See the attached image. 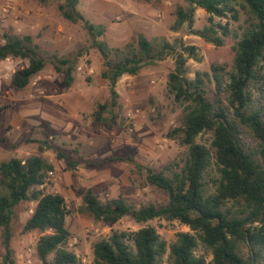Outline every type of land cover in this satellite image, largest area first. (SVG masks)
<instances>
[{
	"label": "trees",
	"instance_id": "1",
	"mask_svg": "<svg viewBox=\"0 0 264 264\" xmlns=\"http://www.w3.org/2000/svg\"><path fill=\"white\" fill-rule=\"evenodd\" d=\"M54 1L65 20L83 24L91 46L104 62L101 76L108 82L110 99L96 103L92 111L94 122L117 124L116 115L110 113L118 105L117 81L123 75L135 76L144 67L169 56L173 57L174 68L167 76V90L175 102L184 106L180 126L167 133L187 148L184 165L168 166V174L146 169V182L166 195L163 204L136 206L120 197L101 201L88 188L75 211L95 222L110 224L122 218L136 223L154 219L177 221L189 231L176 233L170 245L152 226L113 231L107 239L94 243L92 264H264V109L252 107L249 91L251 83L259 80L264 62V0H242L240 5L237 0H184L186 7L175 9L172 31L186 25L187 34L215 47H221L227 37L234 39L231 70L213 63L209 72L196 71L193 78L188 77L187 62L201 60L196 46L187 45L182 39L152 43L140 34L136 47L111 49L98 40L105 33L104 26L90 23L78 11L79 0ZM197 8L208 15L207 25L200 30L193 28ZM240 10H245L251 21L233 29L231 24L240 21ZM2 40L0 60L11 57L26 61L12 78L13 87L22 90L44 68V60L29 35L4 33ZM68 63L60 62L68 65L65 82L69 85L72 66ZM207 83L214 86L213 100L207 97ZM107 113L111 116L105 117ZM247 132L257 140V148L246 143ZM203 133L210 134L208 146L197 142ZM56 158L66 160L68 167L75 169L76 162L65 155L58 153ZM52 170L53 165L39 153L0 163L4 264H13L10 224L17 207L23 204H33L22 233L40 232L35 247L40 264H78L76 255L66 248L69 232L65 219L71 211L65 199L40 189ZM241 245L247 247V257L242 255Z\"/></svg>",
	"mask_w": 264,
	"mask_h": 264
},
{
	"label": "rangeland",
	"instance_id": "2",
	"mask_svg": "<svg viewBox=\"0 0 264 264\" xmlns=\"http://www.w3.org/2000/svg\"><path fill=\"white\" fill-rule=\"evenodd\" d=\"M237 2L242 4V0ZM178 6L186 7L185 1L79 0L77 9L90 23L104 26L105 33L98 40L111 49L136 47L140 34L152 43L182 39L185 44L196 46L201 57L198 62L188 60V77L193 78L196 71L209 72L213 63L231 70L234 39L227 37L221 47H215L187 34L186 25L172 31ZM207 17L204 10L197 8L193 28L200 30L206 26ZM249 21L251 16L240 10V21L231 27L237 29L238 24L244 26ZM4 33L31 36L44 60V68L24 89L17 90L12 78L26 61L11 57L0 60V109H3L0 163L11 158L24 160L39 153L53 165L40 189L58 193L65 199L71 211L65 219L69 232L66 248L76 255L78 264H92L94 243L107 239L113 231L152 226L167 245L175 241L176 233L189 231L177 221L154 219L136 223L122 218L110 224L95 222L90 216L75 211L88 188L101 201L120 197L136 206L160 205L166 201V195L149 185L145 175L146 169L168 174V166L182 167L187 156V148L167 135L180 126L184 107L167 90V76L174 68L173 57L146 66L135 76L123 75L117 81L118 105L110 110L116 115L117 124L108 126L92 119L96 103L109 101L110 95L108 82L101 76L103 59L91 46V37L81 22L65 20L54 0L47 3L0 0V43ZM65 60L72 66L69 85L65 82L68 65L60 64ZM261 65L259 80L249 88L255 109H264V62ZM206 88L207 97L213 100V84L207 83ZM110 113L104 116L109 117ZM245 141L252 149L257 148V140L248 132ZM197 142L208 146L210 134H201ZM58 153L76 162L75 169H70L66 160L57 159ZM32 208L33 204L17 207L10 224L13 264H40L35 252L40 232L22 233V225ZM1 241L0 230V264H4ZM241 253L248 256L245 245H241Z\"/></svg>",
	"mask_w": 264,
	"mask_h": 264
},
{
	"label": "water",
	"instance_id": "3",
	"mask_svg": "<svg viewBox=\"0 0 264 264\" xmlns=\"http://www.w3.org/2000/svg\"><path fill=\"white\" fill-rule=\"evenodd\" d=\"M44 146H47L45 143H42Z\"/></svg>",
	"mask_w": 264,
	"mask_h": 264
}]
</instances>
